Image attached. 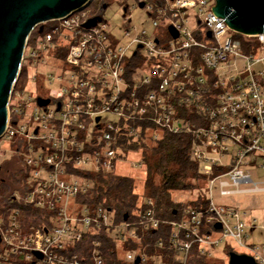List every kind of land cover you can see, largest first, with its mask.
Instances as JSON below:
<instances>
[{
  "label": "built area",
  "instance_id": "built-area-1",
  "mask_svg": "<svg viewBox=\"0 0 264 264\" xmlns=\"http://www.w3.org/2000/svg\"><path fill=\"white\" fill-rule=\"evenodd\" d=\"M113 1L120 7L119 26L103 15L87 29L90 18L80 11L43 24L47 31L26 41L0 137L14 145L11 160L22 176L18 190L0 193V264H103L98 242L87 260L67 251L93 230L123 244L139 241L136 230L154 232L162 225L170 227L171 264H189L194 246L208 257L226 240L264 264V243H249L253 231L264 233V223L245 220L248 211L232 202L264 194V181L251 177L264 170V34L230 31L212 13L214 0ZM131 9L147 17L140 31ZM161 30L167 31L163 40ZM235 35L255 48L244 53ZM60 49L62 60L56 58ZM23 69L32 71L31 83L48 97L23 96ZM37 99L48 104L40 107ZM160 132L190 138V160L205 179L203 210L187 207L180 221L166 223L144 199L146 208L136 211L134 222L118 224L109 210L77 202L91 187L85 175H112L119 165L133 164L123 140L145 144ZM22 208L45 213L46 223L24 227ZM156 246L164 249L161 242ZM136 259L146 264L143 248L123 256L128 264ZM152 260L164 264L160 256Z\"/></svg>",
  "mask_w": 264,
  "mask_h": 264
},
{
  "label": "trees",
  "instance_id": "trees-1",
  "mask_svg": "<svg viewBox=\"0 0 264 264\" xmlns=\"http://www.w3.org/2000/svg\"><path fill=\"white\" fill-rule=\"evenodd\" d=\"M113 2V0H93L87 9L89 12L87 17L90 19L100 18ZM126 2L127 0H121L122 4ZM46 31V25L37 26L29 35L28 44L39 39ZM235 38L241 41L244 53H250L251 48H255V44L245 42L243 37L235 35ZM64 56L65 50L63 49H60L56 54V58L59 60H62ZM27 75L28 72L23 69L19 78L20 85L27 80ZM190 144L188 136L171 135L166 132H160L151 146L140 142L127 143L123 140L121 148L124 154L132 155L137 158V161H140V166H142L140 175L144 177L142 185L139 186L134 174L130 173L125 175L117 173L112 175L88 174L85 176L91 180V187L84 196L77 198V202L90 208L102 207L109 210L113 214L114 222L118 224L134 222L136 211L146 208L143 204L144 199H150L153 202L155 218L166 223L180 221L182 211L187 207L203 210L207 205L204 198L205 179L199 173L197 165L190 160ZM16 163L18 164L17 161ZM20 170L19 168V172L12 176L8 175L5 180L8 183L20 181V177H22ZM4 184V182L0 184L1 194L7 192ZM189 190L198 191L195 198L188 202H173V195ZM21 211V222L24 227H39L46 223L47 215L43 212L26 208H22ZM169 232L168 225H162L154 232L141 233L136 230L139 241L130 240L122 244L111 239L104 230H93L84 235L79 243L70 247L67 254L77 255L79 259L87 260L93 249V244L98 242L103 264H128L123 260L125 252L138 248L144 249V253L148 257L146 264H156L152 260L153 256L156 258L160 256L164 264H171L174 255L168 250ZM158 242L163 244L164 249L161 250L156 246ZM120 252L121 256H119ZM230 252L233 251L229 250ZM189 264H208V260L207 257L199 255L197 247L194 246L190 253Z\"/></svg>",
  "mask_w": 264,
  "mask_h": 264
},
{
  "label": "water",
  "instance_id": "water-1",
  "mask_svg": "<svg viewBox=\"0 0 264 264\" xmlns=\"http://www.w3.org/2000/svg\"><path fill=\"white\" fill-rule=\"evenodd\" d=\"M92 1L0 0V137L7 124L8 99L30 33L39 25L85 10ZM211 10L236 34L247 37L264 34V0H214ZM99 21L100 18L90 19L84 27L91 28ZM168 33L172 38L177 37L171 27ZM47 104V100L37 99L38 106ZM214 229L219 230L220 225H214ZM227 257L228 264H257L245 254L230 252ZM138 262L139 259H136L135 264Z\"/></svg>",
  "mask_w": 264,
  "mask_h": 264
},
{
  "label": "rangeland",
  "instance_id": "rangeland-1",
  "mask_svg": "<svg viewBox=\"0 0 264 264\" xmlns=\"http://www.w3.org/2000/svg\"><path fill=\"white\" fill-rule=\"evenodd\" d=\"M82 11L86 16L89 14L88 7ZM120 7H118L116 4H112L109 6V8L104 13V18L113 26H119L120 25ZM130 14L132 16V19L134 21V26L136 30L140 31L142 28V24H144L147 21V17L144 14L143 11L140 9H131ZM167 31L161 30L160 31V39L163 40L166 37ZM125 41L121 40V43L124 44ZM31 74L32 71H28V79L25 82V88L23 89L24 95L23 96H31L32 98H36L38 96L42 97H48L49 91H42L40 89H37L33 86L31 83ZM49 89V88H48ZM51 90V88H50ZM32 106L29 107L28 112H31ZM103 118H106L108 120H114L112 116L104 115ZM0 180L3 181L7 189L6 193H11L13 190H18L20 186V181L18 180L16 183L15 181L12 183H8L5 179L8 175L12 176L14 173L16 174L19 172L20 166L16 163V160H13L12 162H9L11 160V151H13L14 145L11 143H2L0 142ZM145 145L151 146L153 145L152 140H146ZM129 163H133L132 165H119V167L116 170V173L119 175H125V174H134L135 179L138 181L139 186L142 185V182L144 181V177L141 174L142 172V166H140V161L134 156L130 155L128 157ZM252 179L256 182H262L264 181V170L259 168L254 173L251 174ZM19 177V175H18ZM5 180V181H4ZM9 187V189H8ZM5 193V194H6ZM198 194V191H192L189 190L185 193H179L173 195V202L175 203H182V202H188L190 199L195 198ZM215 200L217 203H224L227 204L229 201L222 200L215 197ZM234 204H237L238 206L242 207V209L247 210L246 216L244 217L245 220H250L251 218H255L257 223H264V194H253L248 196H237L232 201ZM212 238H217V233L212 234ZM249 243L253 244H261L264 243V233L261 231H253L251 236L249 237ZM232 250L236 254H245L248 255V252L245 249H242L235 245L234 242L231 240H226L222 242L218 247H215L211 249V251L208 252V264H228V257L227 254L229 253V250ZM122 253H119V256H121Z\"/></svg>",
  "mask_w": 264,
  "mask_h": 264
}]
</instances>
